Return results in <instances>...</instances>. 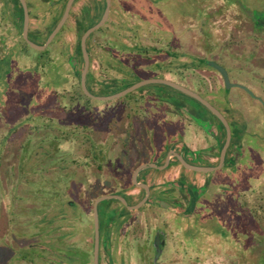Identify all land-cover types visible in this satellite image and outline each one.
I'll list each match as a JSON object with an SVG mask.
<instances>
[{
    "label": "rangeland",
    "instance_id": "obj_1",
    "mask_svg": "<svg viewBox=\"0 0 264 264\" xmlns=\"http://www.w3.org/2000/svg\"><path fill=\"white\" fill-rule=\"evenodd\" d=\"M125 1L131 14L151 15L146 20L134 22L141 36L150 33L153 38L163 39L174 37L175 29L178 35L191 30L176 44L148 38L140 42L142 49L154 46L163 50L152 55L158 61L155 68L139 72L143 79L165 78L187 87L202 84L212 89L222 87L216 74L203 71L206 66L198 61L203 57V48L220 50V54H213L217 53L221 59L228 49L234 53L238 50L235 45L238 37L232 36L230 26L223 30L212 25L221 20V7H210L206 21L204 8L214 0ZM241 2L258 18L264 16V0ZM216 14L217 20L214 19ZM223 20L224 23L230 21L227 17ZM151 23L158 26L148 30ZM255 28L260 32L255 36L263 40L256 42L257 52L262 49L264 52V26ZM245 37L248 36H241ZM20 38L17 29L9 41L0 46V264H93L95 200L118 193L128 197L132 188L129 184L101 185L97 180L105 176L120 177L126 166L133 167L136 162L140 153L138 143L127 142L124 136L130 130L128 124L135 122L137 117L139 123L147 117L152 131L161 134V138L156 136L153 142L158 149L175 140H184L191 147H197L202 144L203 133L199 124L191 115L190 120L188 113L171 112L169 106L174 112H178L177 107L161 101L158 95L186 101L195 109L201 106L196 100L186 95L179 97L173 89L156 83L144 85L120 98L87 101L80 96L78 79L64 90L66 73L67 77L72 76L69 62L43 59L36 55L42 52L35 49L33 55L20 54L19 46L13 44ZM112 41L116 43L115 39ZM166 52L174 56L169 57ZM242 58L250 59L246 55ZM148 62L150 59L137 58L141 68ZM228 63L234 66L229 60ZM74 64L78 63L74 61ZM223 64L232 83L243 84L260 96V101H255L244 89L232 87L231 93L238 100L232 103L224 100L228 108L238 105L249 115V124L240 123V127L246 129L244 158L213 173L199 175L189 170L193 176L202 175L198 182H207L209 189L199 201L185 200L186 208L183 209L149 207L136 211L116 199L102 201L99 206L102 241H110L117 247L122 245L133 253V264H144L148 256L150 263L155 260L148 244L136 240L134 230L150 240L159 227L166 231L170 242L171 249L165 256L175 252L178 264H225L235 262V255L242 256L244 264H263L262 254L250 255L237 247L229 220H233L234 197L239 190L248 196L251 190L255 192L253 197L257 205L264 207V69L256 68L258 62L253 61H241L235 69ZM163 66L168 71H164ZM181 74L187 77L186 81L179 76ZM117 90L112 87L106 95L119 92ZM227 90L225 85L219 91L220 97L227 98ZM233 114L238 115L237 110L233 109ZM129 170L131 174L133 168ZM193 203L198 205L196 212L192 210ZM137 216L138 222L134 224ZM233 218L238 226L249 228L247 217L246 220L238 216ZM125 229L129 230L128 237L123 236ZM260 240L257 244L264 247V235ZM219 246L223 251L218 250ZM107 263L105 260L104 264Z\"/></svg>",
    "mask_w": 264,
    "mask_h": 264
},
{
    "label": "flooded vegetation",
    "instance_id": "obj_2",
    "mask_svg": "<svg viewBox=\"0 0 264 264\" xmlns=\"http://www.w3.org/2000/svg\"><path fill=\"white\" fill-rule=\"evenodd\" d=\"M25 1L27 3L28 12L30 16L29 39L38 45H43L46 43L49 35L52 33V31L55 29V27L59 24V22L63 18L67 9V5L70 0H25ZM106 6H107V0H74L69 10L68 17L64 22V25L57 33L55 38L50 42V44L44 50L36 49L33 46H31L24 39L23 30L21 33V38L16 40V42H13V44L19 46V53L23 55H33L32 53L34 52L33 50L35 49L37 51L42 52V53H36V55L39 54V56H41L43 59L46 60H53V61L64 60L70 63L69 64L70 67L71 64L72 63L74 64V61H76L78 64H74V66L71 67L73 70H76L80 66L81 62L82 61L84 62L83 52L82 55H80L78 52V44L80 45L81 48V39L83 34L87 29H89L90 27H92L101 20L105 12ZM212 6H214L215 9L216 7L217 8L221 7L220 8L221 14L219 15L221 20L219 19V21L214 22V24L212 23V25H214L215 27L216 26L222 27L223 30H225V28L228 26L231 27L230 30L233 34L232 36L236 38L238 37V40H236L235 38L236 44L233 43L238 47L237 53H234L233 51L230 52L229 49L227 53H224L225 55L221 52V54H223V57L227 58L226 61L223 57L221 59V56H218L217 53L213 54V52H218V54H220L219 52L220 50L216 51V49L214 48L213 50L208 51L207 49L205 50V48H203V57L198 58V61L206 66V68L203 71L215 73L216 76L222 82L223 84L222 87L218 86L212 89L209 88V86H205L204 84H202L201 86L200 85L192 86L188 82L186 83L190 85L188 86V88L192 89L194 87V89L192 90L199 93L202 97H204L207 101H209L215 108H217L221 112V114L227 120L231 130V139L228 148L226 150L224 166H230L233 163L235 164L239 163L244 158L245 149H246V141H245L246 129L243 130L242 127H240V123L242 122L249 124L251 121L248 113L246 112L243 113L244 111L243 107H238V105H236L234 106V108H228L226 103L224 102V100H226L228 103H232V101L238 100V97L234 98V95L231 93L232 87L230 88L227 87L228 88L227 98L220 97L219 91L221 89H224L226 84L222 74L216 68L211 66L210 62H216L223 66L224 65L223 62L229 64L228 63L229 60L234 64V66H231L230 64L229 66L232 69H235V66H238L241 61H243L244 63L253 61L255 63L258 62V66L256 65V68L258 67L261 70H263L264 52H262L263 49L260 50V52H257V46H256L257 41L259 40L263 41V40L262 38H258L255 36L256 32H259L256 30L255 27L257 25L264 26V16L262 18H258L256 14L249 7H247V5L241 2V0H220V1L214 0L213 3L210 4V6L204 8V13H206V19H207L206 21L209 20L207 11ZM217 13L219 14V11ZM218 14L214 16L215 20H217ZM146 17L147 14H144V12H142V14L139 13V15L137 16L131 14L130 9L127 7L125 0H111L109 17L105 22V24L99 28V29L104 28L105 33L104 34L97 33L93 38L92 42H90L92 35L91 34L86 43V46H88V44L89 45L91 44L92 46L93 44L91 53L90 51H88L90 58V65L91 62H95V61L100 62V61L108 60V57L111 55L110 50H111V44L113 42L112 40L115 36V30H119V29L126 30L125 36H122V39L126 44H130L133 41H137L140 44L142 40L148 38L149 40L153 39L155 41L165 42L170 45L173 43L174 44L178 43V41L182 39L183 34L185 35V37H187L186 35L188 34V31H191L190 29H187L185 30L186 32H183L182 34L178 35L176 34V29H175L174 37H170V38L164 37L163 39L153 38L150 33L149 35L141 36V34L139 33V29L136 28L139 26L134 25V22L136 19H140V21L144 19L146 20ZM224 17H227L228 19H230V21L224 23L225 22L223 20ZM24 20H25V10L21 0L0 1V46L4 45L3 44L4 41H9V39L15 34L16 30L19 29L21 25L24 28ZM157 26L158 25L155 24V28ZM155 28H152V30H154ZM83 30L84 32L81 38L78 39L80 36V32ZM241 36H248V37L241 38ZM23 40L27 43V45H24ZM219 41L220 40L218 37L217 44L220 49L221 45ZM103 43L105 45V48H103L102 46ZM223 48L227 49V47L226 48L223 47ZM156 50H157L156 53L163 52V50H159V49ZM222 51L226 52V50H222ZM9 54L10 53H8L7 55ZM166 54H168L169 57L174 56L173 53L170 52L168 53L166 52ZM244 55H246L250 59L242 58L244 57ZM164 71H168V69L166 70L165 68ZM179 76L183 78L182 80L186 81L185 78L187 77L184 74H181ZM205 78L208 79V76H206ZM247 93L249 92L247 91ZM253 93L254 95H252L251 93L249 94L254 98L255 101H260L259 94L256 92ZM169 104L176 106L178 109V112H174L173 109L169 106L168 109L171 112L177 115L188 113V118L190 120H191L190 115L193 114L195 116H198L203 122L206 123L207 129L198 125V128H200V130L203 132L201 134L202 137L200 139V141H202V144L197 147H191L189 144H186L184 140H175L167 147L164 146V148L158 149V147H156L155 143L153 142L156 141V136H159V138H161L160 136L161 134H157V131H152L151 129L152 127L151 125H149L150 121H148L149 119H147V117H145L146 120L142 119L143 121L140 119L141 120L140 123L137 117L136 119H134L136 120L135 122H131L130 124H128L130 125L129 126L130 130L126 131L124 134V136H126L127 138V142L138 143L137 150H139L140 153H138L137 151L139 155L137 157L136 162L132 164L133 167L126 166V168L123 169L121 176L116 178L113 177L112 178L113 180L111 178H107L106 176H105L106 178L99 177V179H97L96 177L99 184L102 185V184L114 183L120 186H125L126 184H129L130 186H132L133 189L131 188V190L128 192L127 194L128 197L124 195L123 196L126 199L129 198L134 199L139 195L141 196V194L144 191L142 197L143 199L145 196V190L142 187H139L136 184H134V180H133L134 171L144 163L158 162L160 165H163L170 150L182 154L189 163L195 165L217 166L220 164L223 148L226 144L228 137L227 128L223 123L222 119L219 118L214 112H212L207 106H205L202 103L199 109H195V107H193L191 104H189L186 101L179 103H169ZM185 107L187 108V112L184 111ZM233 109L237 110L238 115L233 114ZM182 142L186 144V146L190 149L192 154H190L187 151V149L181 146ZM106 145L107 142L105 146ZM176 145L180 146L181 148H178ZM164 150H167V152L163 156ZM105 151L107 152L106 149ZM126 156L130 158L128 154ZM175 158L177 157L173 156L171 158L168 167L171 165L173 159ZM105 159L108 158L105 156ZM109 167L110 169H112L111 166ZM168 167H166L163 170H166ZM183 167L185 166L180 161V164L177 166V168L171 169V171L169 172L168 171L164 172L165 174L162 175L163 180L160 185L157 182L160 179L159 178L161 176L160 173H158L155 170H150L152 168H148L146 170L141 171L138 176V181L141 183L148 184V186L150 187V196L148 198V201L145 203L147 204L145 208L141 210L138 209L137 210L142 211L149 207H157L160 210L162 209L177 210V209L186 208L185 200L187 201L191 198H193V200H198V201L201 200L202 197L208 192L207 189H209V186H207L208 185L207 182L204 181V183L201 184L199 183L196 187H193L191 189L186 187L180 181L181 177H183L182 174H184L183 178L186 180L188 177L191 178V175L186 176L183 171ZM130 168H133V170L131 174H128L129 171H131L129 170ZM101 171H103V169ZM145 171L147 172L145 173ZM100 176H102V174H100ZM177 184H180L181 186H177ZM247 187L249 188L250 186L248 185ZM240 192L241 190H239V193L234 197L235 213L232 215V217L238 216V218H243L245 220L247 217L248 218L247 220L249 221V228L246 227L244 228L243 226L240 227L238 226V223H236V227L237 229L238 228L239 229L238 231L236 230L235 235L233 234L235 236L234 243L237 245L238 248L244 249L245 252L250 255L262 254L264 256V247L257 244L259 241L260 242L262 241L260 239L264 235V234L262 235V233H264V229H263L264 207H260L259 205H257L256 203L257 199L253 197L255 196V192L253 194L252 190L250 191L249 196L244 192L242 193ZM167 201L168 203L170 202V206L163 207L162 203ZM136 222H138V216L134 224H136ZM163 224L164 221L162 220V225ZM128 231H129L128 229H125L123 236L128 237ZM133 233L135 234L136 240H139L138 242L143 241L148 244L151 253H153V255H155V257L157 258L156 264H163L164 262L165 264H178L176 261L177 258L175 257L176 254L175 252L170 256H165V254H167L166 251L168 252L171 249L169 245L170 242L168 241L167 233L165 230H163L160 227L156 228L155 234L153 235L152 238H150V240L147 239V236L141 237L137 229H135ZM240 233L242 234L241 236ZM138 242L134 246L137 247ZM219 248H218L219 251H223V247L219 246ZM158 252L159 255L157 257ZM92 254H93V264H94V246H93ZM133 255H134L133 253L131 254L127 251V249L123 248L122 245L117 247L114 246V244L111 243L110 241L103 242L101 236L100 253H99L100 264H104L105 260L108 262L107 264H133V258H134ZM155 257L154 259H156ZM234 257L236 258L235 262H226L225 264H239V263L244 264V262L241 261L242 257H240L239 255L238 256L235 255ZM68 258L70 259V257ZM148 258L149 256L146 257L145 260H143L144 264H154V260L152 259L150 263Z\"/></svg>",
    "mask_w": 264,
    "mask_h": 264
},
{
    "label": "water",
    "instance_id": "obj_3",
    "mask_svg": "<svg viewBox=\"0 0 264 264\" xmlns=\"http://www.w3.org/2000/svg\"><path fill=\"white\" fill-rule=\"evenodd\" d=\"M74 0H70L68 5H67V9L66 12L63 16V18L61 19V21L59 22V24L55 27V29L52 31V33L49 35L48 40L46 41L45 44L43 45H38L34 42H32L29 39V20H30V16H29V12H28V7H27V3L25 0H21L24 10H25V20H24V28H23V37L24 39L34 48L36 49H40V50H44L49 44L50 42L55 38V36L57 35V33L60 31V29L62 28V26L64 25V22L66 21L68 14H69V10L71 8V5L73 3ZM110 8H111V0H107V6L105 9V12L101 18V20L96 23L95 25H93L92 27H90L89 29H87L85 31V33L82 36L81 39V48H82V52H83V56H84V69L81 73V87L84 91V93L89 96L92 99L95 100H109V99H114V98H120L123 97L135 90H137L138 88L147 85V84H152V83H156V84H165L168 85L170 87H173L174 89H177L178 91L189 95L191 97H193L194 99L198 100L199 102H201L202 104H204L205 106H207L212 112H214L219 118L222 119L223 123L225 124L226 128H227V132H228V137H227V141L226 144L223 148V152H222V157H221V161L220 164L217 166H205V165H195L192 163H189L185 157L177 152H174L173 150H170L169 154L166 157L165 163L163 165H160L158 162L156 163H144L142 165H140L133 173V180L134 183L139 186L142 187L145 190V196L144 198L138 202L137 204L131 205L129 204L128 200L121 194H113V195H108V196H101L99 198H97L94 202V207H93V215H94V228H95V237H94V264H100L99 261V253H100V241H101V233H100V218H99V204L107 199H116L121 201L124 205L128 206L129 209L131 210H137L140 207H142L147 201L148 198L150 196V187L148 186V184L146 183H141L138 181V176L140 174L141 171L146 170L148 168H157L160 170L165 169L166 167H168L170 160L173 156L177 157L182 163L183 165L190 170H194V171H198V172H205V173H209V172H213L216 171L220 168H222L225 165V154H226V150L228 148V145L230 143V139H231V130H230V126L227 122V120L225 119V117L221 114V112L215 108L209 101H207L204 97H202L199 93L195 92L194 90L188 88L185 85H182L176 81L173 80H169V79H165V78H149V79H143L140 80L136 83H134L133 85L124 88L123 90L112 94V95H96L93 94L92 92H90V90L88 89L87 86V73L89 71V67H90V58H89V53L87 50V40L89 38V36L91 34H93L96 30H98L100 27H102L105 22L107 21L109 14H110ZM73 64V63H72ZM211 66H213L214 68H216L223 76L226 87L230 88V87H240L245 89L246 91H248L249 93H251L252 95H254V93L245 85L243 84H239V83H232L230 81L228 72L226 70L225 67H223L222 65L216 63V62H210ZM74 66V64H73ZM187 110V109H186ZM191 117L196 121L197 124H199V126H202L204 128L207 129L206 127V123L203 122L200 118L196 117L195 115L191 114ZM181 146L185 149H187V151L192 154V152L190 151V149L186 146L185 143H181ZM177 186H181L180 184H177ZM163 207H168L170 206V203L168 202H163L162 203ZM159 255V252L157 254V257ZM157 262V258L154 260V264H156Z\"/></svg>",
    "mask_w": 264,
    "mask_h": 264
},
{
    "label": "trees",
    "instance_id": "obj_4",
    "mask_svg": "<svg viewBox=\"0 0 264 264\" xmlns=\"http://www.w3.org/2000/svg\"><path fill=\"white\" fill-rule=\"evenodd\" d=\"M151 15L147 14V17H149ZM146 17V19H147ZM22 18V17H21ZM155 28V24L151 23L150 26L148 28ZM23 27L22 25L19 28V32L22 33ZM125 29H119V30H115V36L113 39L116 40L115 42H112L111 44V50L110 53L111 55L108 57L107 61H100L98 62H91V65L89 67V71L87 73V86L88 89L90 90V92H92L93 94L96 95H106L109 93V90L112 87H117L118 90L117 91H121L126 87H129L131 85H133L134 83L142 80L143 78L141 77V75L139 74V72H141L142 69H146V68H155L156 64L158 61L154 60L155 58H152L153 53H156V48L154 46H146V48L142 49V47L140 46V44L137 41H133L130 44H126L124 43L122 36H125ZM84 30L80 32V36L78 39L81 38L82 34H83ZM104 34L105 33V29L101 28L99 30H97L95 33H93L91 35V39L90 42H92L93 38L95 37L96 34ZM24 45H27V43L23 40ZM103 48H105L104 43L102 44ZM93 48V44L91 46V44L87 46L88 51H92ZM78 52L80 55H82V51L80 48V45L78 44ZM140 57H144L146 59H150V62H148L147 66L141 68L140 65L137 63V58L139 59ZM156 61V62H155ZM71 68V67H70ZM84 69V62L82 61L80 66L76 69L73 70L72 68L70 69L71 73V77H67V73H66V77L64 78V85H65V89L64 90H68V87L70 85H72L75 81V79H78V86H79V91H80V96L81 98H85L87 101H89L91 98L89 96H87L82 87H81V73ZM163 69L165 70V66H163ZM65 70V68H64ZM63 70V71H64ZM114 72V74H113ZM156 85H161V86H166L169 87L171 89H173L180 97V95H186L180 91H178L177 89H174L173 87H170L168 85L165 84H156ZM167 99L164 97H160V95H158L159 99L163 102H171V103H179V100H171V96L170 95H166ZM192 99H194L193 97L186 95ZM171 98V99H170ZM196 100V99H194ZM200 105L201 103L196 100ZM177 146V145H176ZM178 148H181L180 146H177ZM167 152V150H164L163 152V156L165 155V153ZM180 164V161L175 158L173 159L171 165L166 169V170H158L156 168H152L150 170H155V171H161L160 174L161 176L159 177L160 179L157 181L159 183V185L162 183L163 180V176L162 174L164 172H169L171 171V169L177 168V166ZM183 171L185 173V175H191L189 173V170L186 169L185 167H183ZM147 171H145L146 173ZM196 172V171H195ZM159 173V172H158ZM198 173V172H196ZM184 177V174H182ZM200 175V172H199ZM198 174H195L194 176L191 175V178H187L184 179L183 177H181L180 181L188 188H193L196 187L199 182V176ZM144 191L141 194V196H138L136 198H131L130 200H128L129 204L134 205L137 204L143 197ZM121 202V201H120ZM101 204V203H100ZM99 204V206H100ZM147 204L143 205L140 209L141 210L143 208H145ZM197 204L193 203L192 204V210L193 212H196L195 210H197ZM136 210V211H138ZM234 214V213H233ZM232 219L234 220V218L232 217ZM233 220H229L230 221V231H231V235L234 232V235L236 233L237 227H236V223ZM233 223H235L233 225ZM111 225L108 224V228H110ZM100 228H101V221H100ZM234 237V236H233ZM242 257V256H241ZM262 260L264 263V256H262ZM241 261L243 262V258L241 259Z\"/></svg>",
    "mask_w": 264,
    "mask_h": 264
}]
</instances>
